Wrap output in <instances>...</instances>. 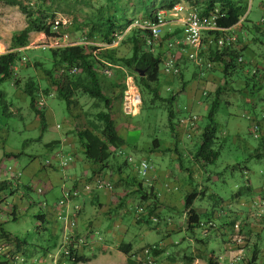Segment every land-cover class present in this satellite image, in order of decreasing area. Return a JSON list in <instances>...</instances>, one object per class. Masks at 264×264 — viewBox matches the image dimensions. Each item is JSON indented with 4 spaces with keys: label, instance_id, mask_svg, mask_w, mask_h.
I'll use <instances>...</instances> for the list:
<instances>
[{
    "label": "rangeland",
    "instance_id": "rangeland-1",
    "mask_svg": "<svg viewBox=\"0 0 264 264\" xmlns=\"http://www.w3.org/2000/svg\"><path fill=\"white\" fill-rule=\"evenodd\" d=\"M6 1L0 0V55L11 51H19L20 59L14 66L13 76L0 85V91L5 92L7 102L12 103L11 109L8 108L9 115L2 113V106L0 104V160L4 158V154L8 151L22 153L16 160L13 157L10 160L3 159L5 165L8 167H24L34 162L35 166H42L40 168L43 170L39 173L38 178L45 183V179L43 178L45 170L43 166L45 167L47 160H53L58 153H62L63 151L64 153L62 154L68 158L72 157L73 151L69 146L62 145L65 148L63 151H61L60 146L61 141L66 137L64 125L68 128L66 121L70 116V110L64 100L56 98L57 88L48 84L49 80L47 79L45 71L53 70L57 79L61 75L62 71L55 70L53 66L54 61L51 54V50L53 49H61L75 45H85L91 49L95 48L97 50L93 51V53L97 55L98 59L104 65V67H101L96 63V67L102 75L101 85L103 92L107 97L116 100L113 106L114 108H112L113 116L116 117L118 112H123V97L129 78L133 79L141 97H143L142 104L135 116L127 118L125 123L122 124V127H118L120 130L122 129L123 133L131 127H136L129 132V143L133 144L138 142L141 148L146 149V155L152 152V141L155 138L160 140V147L163 150L164 158L161 157L162 159L158 160L155 156L148 155L146 158L154 163L153 166L151 165V171H156L153 167L167 173L170 171L174 173H172L174 178L177 176L184 180L188 179V177H185L191 174L193 179L188 180L191 188L198 187L199 189H204V185H208L212 189L213 194H217L223 198L228 206L232 205L236 208L237 211L234 214L241 213L242 216H231V220H226L230 222L235 221L238 226H235L233 232L231 230L229 235H222L221 232L214 234L204 247V244L200 243V231L194 235H189L187 232L186 227H184L185 218L179 212L181 209H165L161 212L159 211L161 213L160 216L156 214L155 217L158 221L149 219L148 222L137 223L138 217L140 216L139 207L141 205L139 204L141 202L137 201V198L134 200V195H131L129 198H126L124 206H122L119 199L116 202V208L107 214L109 217L105 222L107 224L105 227L107 228L109 226L111 231L106 234L117 233L119 238L109 240L111 244L106 243L103 246H99L89 257L100 256L105 252L113 253L114 251L115 253V249L124 241L133 246L131 260L135 264H208L211 247L215 249L214 253L219 251L221 253L224 250L226 252L227 247L237 251L234 254H229L230 257L229 259L227 257L226 264H246L239 260L244 261L242 259L252 253L253 243H251V238L255 237L260 229L264 230V202H261L262 195L254 197L256 204L251 208L254 211L252 210L253 213L249 217L252 219L251 224L255 226V229L251 230V235L248 237L247 231L244 228V226L246 227L248 225V217L247 220L243 218L247 216L243 209L245 208L244 206L247 207L250 204V197L246 196L242 199L235 198L230 202L228 201L230 200L231 194L237 190L238 185L246 183V177L240 170L232 171L231 168L233 166L237 164L249 166L251 169L249 177L255 182L257 189H260L264 182V162H258L254 157H251V154L255 156L258 152L264 151L262 146L259 145V141L254 137V130L251 128L250 120L248 119L252 104L250 102L248 103L247 100L250 99L251 101L250 97L252 95L250 93L253 94V91L249 89L246 93L238 92L233 94L231 92H225L221 94V105L216 117L219 123V142L215 145V149L220 150L221 155L215 165H210L203 169L201 165L198 166L193 160V152H196L201 141L198 134L200 129L197 131L198 136L194 139L192 138V140H187L186 137L181 135L174 139L170 132L169 103L166 101L181 89L186 80L188 81L187 83L196 81L193 85V93L195 95H201L205 91L208 95H203V98L200 100V111H194L195 113L190 115H196L198 120H200V127L204 128L207 124L206 116L209 104L215 98V91L221 84V81H224L222 75L219 74L218 80L208 84L209 80L206 81L207 77L202 76L200 70H198L200 66L195 61L187 59L185 57L186 54L177 47L176 51L181 61V77L175 79L170 77L167 80L166 75L162 72L160 78V96L164 100H155L154 96L148 92H145L144 98L143 93L137 85V78L139 77L137 72L122 66L119 62L111 64L104 58L107 54L113 55L116 59L130 57L132 55L133 43L131 40L137 34L134 32V29L140 28L136 26V23L142 25L144 18L141 13L134 14L131 9V0H118V6L124 9L123 11L128 9L125 13L127 20H132L133 22L126 26L124 22L121 23L123 26L120 27L111 45L104 43L103 38L99 34L91 36V26L87 23L91 19H94L100 10L113 13V7L111 5L115 0H55L53 4H49L52 6L51 11L55 14V21H60V25L57 28L53 27V30L61 36L46 37L43 33L31 32L27 44L24 47H15L13 37L19 35L28 27L29 20L20 11L19 7L10 6ZM24 1L25 4L30 5L31 10L34 12H38L39 7L42 5L41 0ZM181 2L185 3L189 8H193L187 0H182ZM245 15L247 19L240 23L238 31H235L243 37L235 48L245 51L244 45L246 41H250L246 45L247 47L251 45L254 51L253 53L255 55L257 54V57L254 59L259 65L264 78V53L262 55L264 48V22L262 21L264 17V0H247ZM119 16L121 15L119 14ZM166 21L168 24L163 30L162 41V44L165 46L176 35L173 31L178 27L173 23L172 16L169 13L167 14ZM207 37H209L208 34ZM148 39L145 47L146 51L157 53L162 49V45L160 47L154 46L150 49ZM203 44L207 45V39L206 41L204 40ZM109 49H113V52L111 53L110 51L112 50ZM200 51L201 49H199V59L201 57L207 60L208 56H204L202 54L203 52ZM206 54L208 53L206 52ZM250 55V52L245 53L248 61H252ZM203 68L206 69L205 66ZM204 71L206 73L210 72L209 69ZM241 74L242 72L238 71L232 76L231 81L236 89L242 86V80H246V77ZM33 78L40 82L37 97L39 103L43 100L44 104L43 106L39 104L38 107H47L46 114L48 122L44 132L42 131L39 118L29 108L30 100L25 94L27 83ZM232 83L230 84L232 85ZM256 97L257 100L259 98L264 99V91L260 90L256 94ZM186 108L187 98L184 94H180L176 104H174V109L175 111L180 110L178 112H181V114H178L175 122H177L180 116H190ZM256 109L259 112L264 110V100L257 102ZM71 110L74 114L71 124L77 127H88L91 122L99 124L96 115L100 111H104L105 107L102 102L84 95L81 89H77L73 97ZM53 141L59 143L55 147L49 148L48 144ZM179 147L181 148L180 151H178ZM120 154L121 152H119ZM177 156L181 158L180 162L172 160V158L177 159ZM120 157L128 159V157L132 156L124 152ZM132 158L148 161L147 159H142L144 157L141 154H135ZM180 164L186 169L189 168L190 171L181 173L182 171L180 172L177 168ZM55 165L58 166L59 163L55 162ZM46 169L49 170V168ZM61 171L63 172L64 170ZM136 177L139 178L138 176ZM185 185L190 187L187 184ZM191 188L188 189L192 190ZM115 189L117 190V186L114 187V191ZM25 192L36 203H41L44 200L43 195L35 190ZM122 193L121 197L125 195L124 192ZM210 193L211 191L206 201L208 205L207 209L213 208L215 202V198ZM198 202L195 204L196 207H198ZM129 204H133L138 208L139 212L136 213V210L131 207L129 208L134 210H128L127 207ZM221 207H224V203H222ZM31 211L35 212V208ZM218 223L220 224V221ZM35 224L36 220L28 215L19 223L9 222L6 229L13 232H15L16 228L28 231L29 234L26 237L28 242H31L34 238L40 239V235L47 240L48 234L44 231L37 233ZM258 235L261 236V234ZM152 247H160L161 249H159L164 253L156 257L152 254V250L154 249ZM214 256L215 260L219 261V253L214 254ZM105 260L103 264H126L121 258L113 257V259ZM97 262L99 260L81 264H96Z\"/></svg>",
    "mask_w": 264,
    "mask_h": 264
},
{
    "label": "trees",
    "instance_id": "trees-1",
    "mask_svg": "<svg viewBox=\"0 0 264 264\" xmlns=\"http://www.w3.org/2000/svg\"><path fill=\"white\" fill-rule=\"evenodd\" d=\"M182 0H131L134 14L141 13L144 18V22L151 21L154 22L157 20V15L161 11H169L176 4L180 3ZM192 7L204 15H209L212 12L218 11V19L217 25L223 29H230L236 27L240 24L242 17L245 19V11L247 0H187ZM55 0H41V7H39L38 12H34L31 10L30 5L25 4L24 0H7L6 3L10 6L19 7L20 11L26 15L29 20L28 27L19 35L13 37V44L15 47H24L27 44L29 34L31 32H40L43 33L46 37H59L61 36L59 33L53 30L54 22H55V14L52 10L51 4H53ZM118 0L113 1V13H109L106 10H100L99 14L95 16L94 19H91L87 24L91 26V36L100 35L103 38V42L111 45L114 41V37H116L117 32L120 27L123 26L121 23L124 22L125 26L132 24V20H127L125 17V13L128 9L120 8L118 6ZM51 3V4H49ZM119 14L121 16H119ZM243 17V18H244ZM244 19V21H245ZM243 21V22H244ZM242 23V22H241ZM134 32L137 33L135 37H133L132 41V55L130 57H123L120 59H116L113 55L107 54L104 58L108 60L111 64L121 63L122 66L136 71L139 77L137 78V85L140 88L141 92L145 98V92L154 96L155 100H164L160 96V78L162 74V64L165 60V45L160 44L157 47L161 48L157 53L148 52L145 50L147 45V39L150 37V33L148 30L144 29H134ZM235 32V31H234ZM238 42L242 40V35H238L237 32L234 33ZM209 37L211 38V43L207 41L208 54L207 60L211 62L213 65L211 67H205L209 69L210 74H215L219 78V74L222 75L223 80L221 84L215 91V98L209 104L208 112H207V124L204 128L200 127V120L196 121V128L192 130L190 127H184L181 124V119L186 118V116H180L177 122H175L180 110L174 109V104L178 99V96L183 93L185 90V86L182 87L177 93L173 94L166 102L169 103V124H170V132L174 139L177 136L186 137L187 140L192 138L194 139L196 136H200V144L196 152H193V160L194 162L205 169L208 166H213L218 161L221 153L220 150L215 149V145L218 144V131H219V123L217 121V113L220 108V96L223 93L231 92V93H246L252 90L251 101L248 99V103L252 104L251 112H249L248 119L250 120L251 128L254 130V137L259 141V145L262 146L264 150V110L259 112L257 107V102L263 101L264 99L259 98L257 100L256 94L261 90L264 91V78L260 71L259 65L255 61L254 58L257 57V54L253 53V48L251 45L247 47V43L250 41H246L245 43V51L241 49H236L235 47H219L217 43L219 32H209ZM140 36V37H139ZM241 36V37H239ZM206 41V40H205ZM237 42V43H238ZM247 44V45H246ZM253 44V43H252ZM264 45V43H263ZM152 47L150 46V49ZM95 48H90L85 45H75L68 46L61 49H53L51 50L52 58L54 61L53 66L55 70L58 69L61 72L60 77L57 79L55 72L53 70L45 71L47 79L49 80V85L57 88V97L59 100H64L67 104V107L70 110V116L67 118V125H64V129L66 131V136H73L81 148V151L84 155V158L91 162L96 168L93 170L91 178L89 182H95L100 178H105L112 184L113 189L109 191H114V187L117 186V189H123L125 195L123 197L119 196L120 203L122 206L126 203V198H129L131 195H134V200L141 202L139 205L140 216L138 217L137 223L141 224L142 222H148L149 219H158L155 217L156 214L161 215V211L159 212L157 209L160 208V194L159 190L156 187V181L153 179L155 175V171H150L149 179L144 178L138 170V166L140 162L135 163V161L130 162L128 159H124L121 156L127 149H133L134 147L141 146L138 142L135 144L129 143L126 139L118 131V122L117 117L113 116L112 108H114V104L116 103L114 98L107 97L101 85V72L96 67V63L101 67L104 65L98 59L97 55L93 53L96 51ZM110 51L113 52V49ZM250 52L251 60L248 61L245 57V53ZM264 53V48L262 51V55ZM203 54V53H202ZM206 55V54H205ZM239 58H242L243 61L239 62ZM19 51H11L6 54L0 55V85L6 80L10 79L14 74V66L19 61ZM73 68L78 69L77 74H72L71 70ZM145 71V76L141 77L140 72ZM241 71L243 76L246 77V80H242L238 89L233 86L231 81L233 74ZM164 74V73H163ZM181 77V76H178ZM35 78V77H34ZM30 79L25 88V94L30 100L29 108L37 115L39 118L40 125L42 127V131L44 132L47 128V114L46 109L39 108V99L37 97V92L39 90V81L35 79ZM177 77H173L175 79ZM221 80V79H220ZM47 81V80H43ZM232 83V85L230 84ZM251 87V88H250ZM77 89H81L84 95L89 96L92 99L100 101L104 104L105 110L97 113V121L99 124L91 122L88 127H77L72 125L71 122L73 120V113L71 107L73 106V97L75 96V92ZM4 91H0V104L2 106V113L4 115H9L8 108L11 109V104L6 100ZM208 95L205 91L201 94ZM143 98V97H142ZM153 99V100H154ZM255 106V107H254ZM122 115L127 119L131 118V116L125 115L122 112ZM190 115V114H189ZM122 116V117H123ZM200 129V132L197 134V131ZM59 142L53 141L48 144V147H55ZM133 145V146H132ZM153 149L152 152H155L160 148V140L155 138L152 141ZM180 147L178 151H180ZM142 151H146V149L141 148ZM155 150V151H154ZM163 152V150H161ZM119 152L121 154L119 155ZM151 152V153H152ZM170 152V150H169ZM22 153L14 155V157H20ZM8 156V155H6ZM251 157H254L258 162H264V151L260 153L258 152L255 156L251 154ZM180 162L181 158L178 157L177 160ZM45 167H48L45 165ZM50 168H56L62 170L59 166L51 165ZM179 171L181 173L189 172V168L186 169L179 165ZM232 171L240 170L243 175L246 177V183L243 185H238L235 193L231 194L230 202L235 198H244L250 197V204L244 206L245 208L251 209L254 204H256L254 197L257 195H262V201L264 202V182L260 189H257L255 186V182L251 180L249 174L251 173V169L247 165L237 164L233 166ZM189 170V171H188ZM21 172V171H20ZM113 172V173H111ZM123 172L126 173L125 177L115 178L114 173L118 175H122ZM22 176H23V172ZM111 173V174H110ZM192 173V172H190ZM21 176V177H22ZM138 176L139 178H137ZM141 176V177H140ZM181 181L185 184L189 185L188 180L193 179L192 175L189 174ZM219 182V181H218ZM10 183H13L10 181ZM155 183V184H154ZM8 182H2L1 185H5L8 187ZM184 184V185H185ZM212 184V183H211ZM0 185V188H1ZM121 186V187H120ZM190 186V185H189ZM3 188V187H2ZM14 188V187H12ZM188 188H191L188 187ZM5 188L1 189L4 190ZM192 190H184L182 201L183 207L179 210L180 214L185 218V225L187 232L189 235L197 234L200 231L201 235L209 234L211 238L214 234H218L222 231V222L224 218V213L228 204L225 200L219 197L217 194H213L212 189L209 188L208 185H204V189L198 187H192ZM116 190V189H115ZM188 190V191H187ZM210 195L214 197L215 202L213 208L207 209V197L209 192ZM188 192V193H187ZM11 194L14 193L13 190L10 189ZM187 193V194H186ZM198 202V207L195 206L196 202ZM205 203V205H204ZM224 203V207L221 205ZM120 204V205H121ZM136 210V213L139 212L138 208H136L133 204L128 205V210L131 208ZM134 209H131L133 211ZM178 208H175V210ZM263 216V215H262ZM141 217V218H140ZM226 220L229 218L226 215ZM238 218V217H237ZM220 221V224L218 223ZM231 226L235 228V221L230 222ZM244 226V225H243ZM248 226V225H247ZM246 226V227H247ZM244 226V228H246ZM2 238L6 240L7 244L10 247V251L13 254H25V250L27 248V242L25 240H21L19 237L13 236L5 232L1 229ZM260 236V235H258ZM209 237H205L201 240V243L205 241L208 242ZM261 238V236H260ZM152 254L154 256H159L164 252L161 251L158 247H152ZM132 249L133 246L130 243H121L118 246V250L125 254L128 257L129 264H135L132 261ZM71 252L75 257L67 258L62 252L63 257L67 258L70 261H73L75 264L78 263H87L91 259L89 257H78L77 250L74 251L73 247H71ZM252 253L248 255L249 257H244L241 262H245L246 264H258V254L259 248L257 246H253L251 251ZM3 264H7L4 262ZM208 264H219L217 260H215L214 252L211 251L209 253ZM239 264V263H238Z\"/></svg>",
    "mask_w": 264,
    "mask_h": 264
},
{
    "label": "crops",
    "instance_id": "crops-1",
    "mask_svg": "<svg viewBox=\"0 0 264 264\" xmlns=\"http://www.w3.org/2000/svg\"><path fill=\"white\" fill-rule=\"evenodd\" d=\"M238 26L234 27V31H238ZM176 35L171 38L178 39L180 36V31L176 29ZM208 50L207 45H203V48L200 52H203L204 56H207L206 52ZM208 53V52H207ZM206 54V55H205ZM186 57V56H185ZM204 64L209 63L206 59L203 58ZM256 61V60H255ZM181 64V61H180ZM204 66L198 67L200 70V74L202 76L207 77L206 81L208 84H211L218 80L219 78L215 74L206 73V69ZM206 67V66H205ZM208 75V76H207ZM171 76H166V79ZM173 78V77H172ZM188 81L183 83L182 87L185 86V90L182 94L187 98V108L186 111L188 114L195 113L194 111H200V100L203 98L202 95L193 93V85L196 81L187 83ZM187 83V84H186ZM207 84V83H206ZM181 87V89H182ZM121 109V108H120ZM122 115V111L118 112L117 122L118 126L122 127V124L125 123L126 118ZM59 127V126H58ZM136 127H131L129 130H126L123 133L122 129L120 130L118 127L119 133L123 136L124 139L128 141L129 132L131 129H135ZM135 144V143H133ZM62 145H67L72 149L73 154L70 161V164L67 169L63 172L56 168L44 167L43 178L45 179V183H43L39 178V173L42 172V166L38 167L34 165V162L31 164H27L24 167L16 166V167H8L5 165V158L10 160L11 157L18 159V157H14V155L19 154L18 152L8 151L4 154V160H0V185L2 182H8V187L5 185H1L0 188V238L1 229L5 232L12 234L13 236L19 237L21 240H25L27 242V248L25 254H23L22 261L17 264H75L73 261L68 260L62 255V245L68 235L78 236L79 237H87V241L84 245L77 246V255L78 257H89L96 248L99 246H103L106 243L111 244L109 240H113L115 238H119L117 233L106 234L111 231L109 226L106 228L107 218L109 217L107 214L112 212L114 208L117 206L118 197L122 196L121 193L123 189H117L115 191H109L105 189L97 188V184L95 182H89L93 170L96 168L91 162L87 161L84 158V155L79 147L77 140L73 136H66L60 143L61 151L65 148ZM133 146V145H132ZM53 148V147H52ZM162 148L160 147L155 152L146 155L145 151L141 150V147H134L133 149H127L125 152L127 155L134 157L135 154H141L142 159L146 158L148 155L155 156L158 160L164 158V153H162ZM165 150V149H164ZM64 153V151L62 152ZM66 153V152H65ZM135 163H138L142 160H136L133 158ZM178 159V156H177ZM172 158V160H177ZM149 161V160H148ZM150 165H154L153 162H150ZM151 166V167H152ZM9 168H12L14 171L23 172V176L17 181V185L14 183V179L12 178ZM46 168H49L47 170ZM156 169L155 175L153 179L156 181V187L159 190L160 194V208L158 211H163L165 209L175 210V208L182 209L183 201L182 196L184 190L188 189L186 185L181 181L180 177H173V172H163ZM180 169V167H177ZM113 173V172H111ZM110 173V174H111ZM173 173V174H172ZM60 174V175H59ZM64 174V175H61ZM59 175V176H58ZM11 176V177H10ZM115 178L125 177L126 173L120 176L114 173ZM127 177V176H126ZM23 179V180H22ZM12 181L13 183H10ZM155 184V183H154ZM4 190H1L3 188ZM14 187V188H12ZM37 188L43 189V197L44 200L40 203H36L25 191H37ZM10 189L14 191L13 194L9 193ZM71 189L73 191H78L79 196L74 197L69 203V209H62L57 206V203L61 200L64 190ZM189 190V189H188ZM187 190V191H188ZM40 194V193H39ZM123 194V193H122ZM256 201V200H255ZM43 203H46L47 206L44 207ZM35 208V212L31 211ZM116 210V209H115ZM253 209L244 208L245 214L243 218L247 220L248 226L245 228L247 231V236L251 235V230L255 229V226L251 224L252 219H250L251 214L253 213ZM236 208L232 205L226 207L223 218V225L221 234L229 235L231 230L233 232L234 228L231 226L230 221H226V215L230 218L227 220H231V216H242L241 213L234 214L236 212ZM255 213V212H254ZM69 214L70 217L76 219L75 227H67L66 222L59 219L60 217H64ZM31 216L36 220V231L39 233L40 231H44L48 234L47 240L44 239L41 235L40 239H32L31 242H28L26 237L29 232L24 231L21 228H16L15 232L6 229V226L9 222L19 223L21 220L26 218L27 216ZM250 215V217H249ZM156 221V220H155ZM118 224V223H116ZM21 229V230H20ZM259 231V230H258ZM25 232V233H24ZM255 237L251 238V243L253 246H257L259 248L258 254V264H264V230L260 229L259 233H256ZM258 234H261L258 236ZM209 237V234H200V241L205 237ZM42 238V239H41ZM122 238V237H120ZM210 238V237H209ZM122 241L121 243H123ZM120 243V244H121ZM201 243V242H200ZM207 242L205 241V244ZM161 246V245H160ZM135 250V249H134ZM211 247V251H214ZM210 251V252H211ZM237 251L231 250L230 247H227V251L225 250L220 253L216 252L214 254L220 255L219 264H226L227 257L229 259L230 253H235ZM121 253V254H120ZM207 255V252H206ZM121 258L126 264H128V257L118 250V247L115 249V253L105 252L100 256L89 257L91 260L87 263H92L93 261H98V264L105 263V259H113ZM249 257V256H248ZM239 260V259H237ZM102 261V262H101ZM241 262V261H240ZM96 263V264H97ZM81 264V263H78Z\"/></svg>",
    "mask_w": 264,
    "mask_h": 264
},
{
    "label": "built area",
    "instance_id": "built-area-1",
    "mask_svg": "<svg viewBox=\"0 0 264 264\" xmlns=\"http://www.w3.org/2000/svg\"><path fill=\"white\" fill-rule=\"evenodd\" d=\"M172 16L173 23L176 24L177 29L180 31V36L178 39H170L165 46V60L162 64V71L166 76L178 77L181 74L180 67V57L176 51V48L179 47L185 54L186 58L189 60L195 61L199 66L211 67L213 64L211 62L204 64L203 58L199 59V49L203 48V42L207 39L211 43V38L207 37L209 32L215 31L219 32L217 43L221 47H235L238 42L237 36L234 34V27L230 29H223L218 27L217 19L219 17L218 11L212 12L209 15H204L195 10L194 8H189L185 3L180 2L176 4L169 11H161L157 15V20L154 22L146 21L142 25L136 23V26L144 30H148L150 37L148 39V44L151 47L158 46L163 41V30L167 26V14ZM245 19L242 18L240 23ZM264 22V17L262 18ZM60 25V21L56 20L54 22V28H57ZM176 32V29L173 31ZM58 45V43H57ZM243 59L239 58V62H242ZM72 74H77L78 69L73 68L71 70ZM109 74L108 71H106ZM40 105L43 104V100L40 101ZM142 104V97L135 86V83L132 78H129L127 81V89L124 92L123 97V112L127 116H135L139 110L140 105ZM196 121L198 117L196 115H190L186 118L181 119V124L184 127H190L192 130L196 128ZM71 158H68L62 153H58L53 160H47L45 165L51 166L55 165V162L59 163L61 169H65L69 166ZM129 161L133 162L134 159L129 157ZM139 173L144 177L149 179V174L151 171V165L148 161L142 160L138 166ZM10 174L14 179V183L17 185V181L20 180L22 173L20 171H14L12 168H9ZM10 176V177H11ZM97 188L112 190V184L107 181L105 178H100L96 182ZM37 192L43 194L42 188H37ZM79 196L78 191H73L71 189L64 190L61 200L57 203V206L62 209H69V203L74 198ZM43 206L46 207L47 204L43 203ZM62 221L66 222L67 227H75L76 219L70 217L67 214L64 217H60ZM87 241V237H79L68 235L63 242L62 252L67 258H74L76 255L71 252V247L73 250H77V246L84 245ZM22 254H13L10 251V247L7 244L6 240H0V264L6 262L7 264H17L22 261Z\"/></svg>",
    "mask_w": 264,
    "mask_h": 264
},
{
    "label": "water",
    "instance_id": "water-1",
    "mask_svg": "<svg viewBox=\"0 0 264 264\" xmlns=\"http://www.w3.org/2000/svg\"><path fill=\"white\" fill-rule=\"evenodd\" d=\"M141 77L145 76V71L140 72Z\"/></svg>",
    "mask_w": 264,
    "mask_h": 264
}]
</instances>
